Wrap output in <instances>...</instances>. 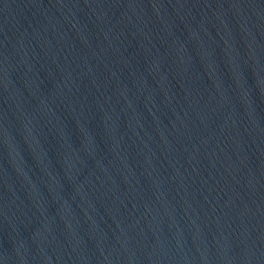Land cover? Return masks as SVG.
<instances>
[{
  "label": "water",
  "instance_id": "95a60500",
  "mask_svg": "<svg viewBox=\"0 0 264 264\" xmlns=\"http://www.w3.org/2000/svg\"><path fill=\"white\" fill-rule=\"evenodd\" d=\"M0 264H264V0H0Z\"/></svg>",
  "mask_w": 264,
  "mask_h": 264
}]
</instances>
